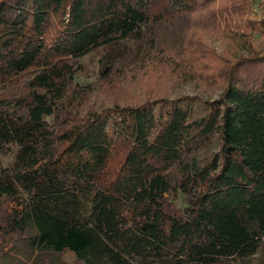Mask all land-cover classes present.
Instances as JSON below:
<instances>
[{
	"label": "trees",
	"instance_id": "obj_1",
	"mask_svg": "<svg viewBox=\"0 0 264 264\" xmlns=\"http://www.w3.org/2000/svg\"><path fill=\"white\" fill-rule=\"evenodd\" d=\"M216 2L209 18H243L250 6L0 0V254L9 239L12 251H67L83 264H225L258 252L264 47L221 64L213 101L159 98L84 117L67 103L83 57L103 50L110 76L128 42L149 54ZM245 20L264 30V18Z\"/></svg>",
	"mask_w": 264,
	"mask_h": 264
},
{
	"label": "rangeland",
	"instance_id": "obj_2",
	"mask_svg": "<svg viewBox=\"0 0 264 264\" xmlns=\"http://www.w3.org/2000/svg\"><path fill=\"white\" fill-rule=\"evenodd\" d=\"M223 3L216 2L190 20L173 24L164 36L167 44L159 45L149 54L143 42H128L121 52L117 70L110 76L106 77L103 71V50L83 57L67 93L73 115L84 117L113 106H136L159 98L216 100L221 89L217 77L221 64L247 55L251 49L264 47V30L248 29L244 23L245 19L262 21L264 0H250L243 18L226 14L209 18V10ZM47 121L53 127L58 123L52 118ZM12 161V155L2 157L1 165L9 166ZM183 200V195L178 193L174 203L181 207ZM7 206L8 203L0 200V224ZM11 243L9 239L2 246L0 264H83L67 251L16 252L11 250ZM225 264H264V240L251 258Z\"/></svg>",
	"mask_w": 264,
	"mask_h": 264
}]
</instances>
